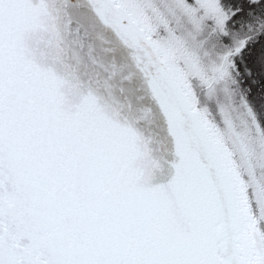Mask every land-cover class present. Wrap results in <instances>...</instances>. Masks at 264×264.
Here are the masks:
<instances>
[{
	"label": "snow or ice",
	"instance_id": "obj_1",
	"mask_svg": "<svg viewBox=\"0 0 264 264\" xmlns=\"http://www.w3.org/2000/svg\"><path fill=\"white\" fill-rule=\"evenodd\" d=\"M0 264H264V0H0Z\"/></svg>",
	"mask_w": 264,
	"mask_h": 264
}]
</instances>
